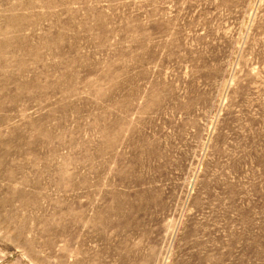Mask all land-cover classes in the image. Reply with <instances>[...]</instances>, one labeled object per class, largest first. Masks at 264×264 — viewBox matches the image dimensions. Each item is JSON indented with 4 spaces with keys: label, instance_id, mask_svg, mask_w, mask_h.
<instances>
[{
    "label": "rangeland",
    "instance_id": "374dc122",
    "mask_svg": "<svg viewBox=\"0 0 264 264\" xmlns=\"http://www.w3.org/2000/svg\"><path fill=\"white\" fill-rule=\"evenodd\" d=\"M0 264H264V0H0Z\"/></svg>",
    "mask_w": 264,
    "mask_h": 264
}]
</instances>
